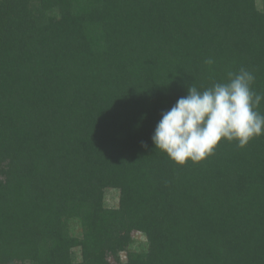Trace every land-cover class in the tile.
I'll use <instances>...</instances> for the list:
<instances>
[{"label": "trees", "instance_id": "16d2710c", "mask_svg": "<svg viewBox=\"0 0 264 264\" xmlns=\"http://www.w3.org/2000/svg\"><path fill=\"white\" fill-rule=\"evenodd\" d=\"M262 2L0 0V264H264V135L183 166L151 140L191 84L264 93Z\"/></svg>", "mask_w": 264, "mask_h": 264}, {"label": "clouds", "instance_id": "9594fccd", "mask_svg": "<svg viewBox=\"0 0 264 264\" xmlns=\"http://www.w3.org/2000/svg\"><path fill=\"white\" fill-rule=\"evenodd\" d=\"M213 63L211 58L205 60L207 65ZM255 79L241 67L203 91L191 84L187 95L162 113L151 137L154 148L183 166L203 161L221 141L242 148L264 135V114L258 111L264 93L253 90Z\"/></svg>", "mask_w": 264, "mask_h": 264}, {"label": "rangeland", "instance_id": "374dc122", "mask_svg": "<svg viewBox=\"0 0 264 264\" xmlns=\"http://www.w3.org/2000/svg\"><path fill=\"white\" fill-rule=\"evenodd\" d=\"M258 6L259 8H263V2L262 0H258ZM105 206L109 209H115L119 206V194L116 191L109 190L106 191L105 194ZM134 245L133 250H141L145 248L147 239L145 236H143L140 233H134L133 235ZM78 256H80L79 253H77ZM122 259L126 260V253H122Z\"/></svg>", "mask_w": 264, "mask_h": 264}]
</instances>
